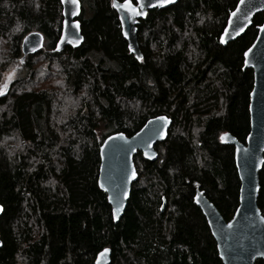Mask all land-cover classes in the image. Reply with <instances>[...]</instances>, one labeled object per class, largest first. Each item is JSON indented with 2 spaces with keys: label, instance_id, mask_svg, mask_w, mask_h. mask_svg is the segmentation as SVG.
<instances>
[{
  "label": "trees",
  "instance_id": "1",
  "mask_svg": "<svg viewBox=\"0 0 264 264\" xmlns=\"http://www.w3.org/2000/svg\"><path fill=\"white\" fill-rule=\"evenodd\" d=\"M81 2L83 42L57 52L60 0H0V85L10 65L24 68L0 95V264H95L105 247L110 264H223L194 196L203 190L227 221L239 205L234 146L221 135L250 132L244 52L264 15L222 45L239 0L152 9L138 24V60L113 0ZM32 31L44 46L25 55ZM158 115L173 121L168 136L155 161L135 156L139 176L115 223L98 185L100 145ZM258 206L264 215V164Z\"/></svg>",
  "mask_w": 264,
  "mask_h": 264
},
{
  "label": "water",
  "instance_id": "2",
  "mask_svg": "<svg viewBox=\"0 0 264 264\" xmlns=\"http://www.w3.org/2000/svg\"><path fill=\"white\" fill-rule=\"evenodd\" d=\"M177 1L171 0L162 6H146L143 9L145 12L143 16L113 7L118 15L121 32L127 41L128 49L135 58L137 56L142 58L138 41L140 20L148 11L169 7ZM60 2L62 28L54 49L57 52L62 51L66 46L76 48L84 39L79 19L82 13L81 0H75V2L60 0ZM116 2L121 4L124 0H116ZM130 2L133 6L137 5V0H130ZM147 3L155 5L156 0H147ZM259 13L264 15V0H243V2L239 0L235 9L229 14L227 24L220 35V43L227 45L241 37L252 26L255 15ZM43 46L44 35L40 31L27 34L22 43L25 55L36 52ZM244 68L252 69L254 74L249 106L250 132L245 142L239 141L229 132L221 135L222 143L234 146L235 165L241 183L239 205L232 218L227 221L203 190L197 189L194 196V203L201 209L216 240L219 257L223 264H256L257 260H264V215L258 206L260 171L264 164V21L258 26L255 40L244 52ZM161 117L164 119H159ZM172 122L170 117L158 115L149 118L131 136L124 132H115L109 134L101 143L98 185L107 194L115 223L122 218L133 184L139 176L135 156L141 152L145 159L155 161L159 156L156 145L165 141ZM0 209H2L1 216L3 212L1 204ZM114 210H118L115 217ZM1 245L0 239V247ZM111 256V248L105 247L97 254L95 264H110Z\"/></svg>",
  "mask_w": 264,
  "mask_h": 264
},
{
  "label": "snow or ice",
  "instance_id": "3",
  "mask_svg": "<svg viewBox=\"0 0 264 264\" xmlns=\"http://www.w3.org/2000/svg\"><path fill=\"white\" fill-rule=\"evenodd\" d=\"M74 2H75V0H74ZM169 2H171V0H156L155 5H152V4H148L147 0H143V2H142V0H137V5L133 6V4L130 2V0H124V3H121V4H118L116 2V0H113V7L124 9L126 12L132 13L134 15L143 16V15H145V12L143 11L144 7H146V6L147 7L162 6L163 4L169 3ZM241 2H243V0H241ZM233 15H235V13H233ZM125 35H127V33H125ZM245 55H247V53H245ZM136 58L138 60L141 59V57H139V56H137ZM6 89H7L6 83L4 85H0V95H3L4 91ZM159 119H164V118L161 117ZM109 139H112V137H109ZM133 175H135V173H133ZM101 187H103V185H101ZM0 210H2V209H0ZM117 211L118 210H114V217H115ZM105 251H107V250H105Z\"/></svg>",
  "mask_w": 264,
  "mask_h": 264
},
{
  "label": "rangeland",
  "instance_id": "4",
  "mask_svg": "<svg viewBox=\"0 0 264 264\" xmlns=\"http://www.w3.org/2000/svg\"><path fill=\"white\" fill-rule=\"evenodd\" d=\"M24 74V68L21 66V64L18 63H13L8 67V69L5 71L3 80H2V85L5 83L8 84L17 77L21 76Z\"/></svg>",
  "mask_w": 264,
  "mask_h": 264
}]
</instances>
